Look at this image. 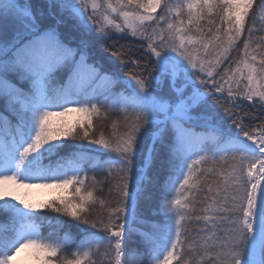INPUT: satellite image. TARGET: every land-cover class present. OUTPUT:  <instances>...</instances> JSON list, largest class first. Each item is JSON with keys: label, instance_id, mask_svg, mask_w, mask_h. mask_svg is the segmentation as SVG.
<instances>
[{"label": "snow or ice", "instance_id": "snow-or-ice-1", "mask_svg": "<svg viewBox=\"0 0 264 264\" xmlns=\"http://www.w3.org/2000/svg\"><path fill=\"white\" fill-rule=\"evenodd\" d=\"M257 11L0 0V264H264Z\"/></svg>", "mask_w": 264, "mask_h": 264}, {"label": "rangeland", "instance_id": "rangeland-1", "mask_svg": "<svg viewBox=\"0 0 264 264\" xmlns=\"http://www.w3.org/2000/svg\"><path fill=\"white\" fill-rule=\"evenodd\" d=\"M258 18L264 22V13L259 12ZM75 118V116H72L66 119L74 120ZM62 194L63 193H61L59 190H33L31 193V200L35 203H46ZM5 222L6 217L4 215H0V225L4 224ZM17 264H32V261L30 259V253L28 251L20 253V255L17 257Z\"/></svg>", "mask_w": 264, "mask_h": 264}, {"label": "trees", "instance_id": "trees-1", "mask_svg": "<svg viewBox=\"0 0 264 264\" xmlns=\"http://www.w3.org/2000/svg\"><path fill=\"white\" fill-rule=\"evenodd\" d=\"M257 3H259V0H257ZM255 7V6H254ZM258 13L259 11H257V14H256V21H255V24H256V27L257 29H262L264 28V22L262 20H260L258 18ZM261 36H264V31H257V38H260ZM123 43H128L127 41L123 42ZM94 122H95V118H94ZM99 125H97V128L99 129ZM48 215H51V216H56L58 214H55V213H48ZM60 219L62 220H66L68 218L66 217H61ZM57 222L56 221H53L52 224L53 226H55ZM42 232L45 236H48L49 232H54V227L53 228H49L48 226H45L43 229H42ZM54 234H59V235H62V233H54ZM137 240H139V237L136 238ZM136 248H137V251L138 252H143L144 249H143V246L139 243H137L136 245Z\"/></svg>", "mask_w": 264, "mask_h": 264}]
</instances>
